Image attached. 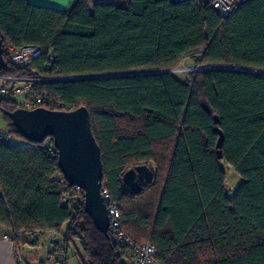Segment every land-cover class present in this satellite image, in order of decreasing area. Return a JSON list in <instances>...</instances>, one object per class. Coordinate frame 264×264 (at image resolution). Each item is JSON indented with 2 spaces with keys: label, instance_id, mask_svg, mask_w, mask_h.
<instances>
[{
  "label": "trees",
  "instance_id": "trees-1",
  "mask_svg": "<svg viewBox=\"0 0 264 264\" xmlns=\"http://www.w3.org/2000/svg\"><path fill=\"white\" fill-rule=\"evenodd\" d=\"M0 37L3 75L56 79L36 92L64 105L61 111L88 109L103 182L136 244L154 245L161 264H264V0L248 1L226 19L198 0L92 9L75 0L67 10L0 0ZM7 45L36 46L42 54L26 71L13 66ZM191 56L201 67L232 69L201 70L187 81L153 73ZM67 78L75 79L61 80ZM18 109L16 100H0L18 140L0 144V226L19 236L62 234L70 223L68 250L78 239L92 264H123L119 247L86 213L84 197L57 184L53 140L33 144L17 132L8 113ZM222 162L243 181L233 198ZM142 165L154 180L135 194L123 176ZM65 195L71 205H62Z\"/></svg>",
  "mask_w": 264,
  "mask_h": 264
},
{
  "label": "water",
  "instance_id": "water-1",
  "mask_svg": "<svg viewBox=\"0 0 264 264\" xmlns=\"http://www.w3.org/2000/svg\"><path fill=\"white\" fill-rule=\"evenodd\" d=\"M5 66L3 40L0 37V74ZM208 69L230 70L232 68H206L202 70ZM8 116L17 132L27 142L40 144L49 138L53 140L54 148L58 153V166L61 174L70 187L79 188L84 192L86 213L90 215L98 230L110 240L109 217L101 193L104 176L102 155L92 131L88 109L86 107H80L73 111H55L46 108L18 109L13 113H8ZM214 119L217 126L216 133L219 136L216 146L217 156L219 160H222L224 134L218 127L219 118L215 116ZM153 180L154 173L146 165L131 169L123 176L124 184L135 194L141 193L144 183L151 184Z\"/></svg>",
  "mask_w": 264,
  "mask_h": 264
},
{
  "label": "built area",
  "instance_id": "built-area-1",
  "mask_svg": "<svg viewBox=\"0 0 264 264\" xmlns=\"http://www.w3.org/2000/svg\"><path fill=\"white\" fill-rule=\"evenodd\" d=\"M188 1V0H177ZM202 4L210 5L211 8L222 18H228L238 7L250 0H198ZM6 52L11 57L13 66L23 70H30L34 60L39 58L42 51L36 46H27L20 50H14L10 45L6 46ZM171 74L177 70H169ZM75 78L61 79L72 80ZM77 79V78H76ZM56 79H42L31 76H8L0 74V100H16L20 109L34 110L37 108H46L49 110L61 111L64 105L54 103L47 93H37L36 86L41 83L55 81ZM60 80V79H59ZM18 140L10 133L0 114V144L15 145ZM50 156L55 155L54 150L49 151ZM57 184H67L63 175L57 177ZM68 185V184H67ZM69 186V185H68ZM102 196L104 198L107 214L109 217V236L110 239L119 247V255L122 257L123 264H161L158 261V252L151 243L136 244L126 233L122 213L117 202L111 194L105 182L102 183ZM76 196L84 197V192L76 188ZM62 205H71L69 198L65 195L62 199ZM14 256L17 264H66L68 247L66 237L62 234H49L44 246L47 251V260L41 263L30 262L26 258V252L23 245L15 244ZM82 264H92L87 258H83Z\"/></svg>",
  "mask_w": 264,
  "mask_h": 264
},
{
  "label": "crops",
  "instance_id": "crops-1",
  "mask_svg": "<svg viewBox=\"0 0 264 264\" xmlns=\"http://www.w3.org/2000/svg\"><path fill=\"white\" fill-rule=\"evenodd\" d=\"M33 5L49 7L58 10H67L75 0H28ZM128 0H87L92 9L97 4H126ZM49 234L52 233H35L20 234L14 236L9 230L0 226V264H17L14 256L15 244L23 245L26 252V258L33 263H41L47 260V252L41 251ZM14 236V237H13ZM69 251V250H68ZM42 254V256H41Z\"/></svg>",
  "mask_w": 264,
  "mask_h": 264
},
{
  "label": "rangeland",
  "instance_id": "rangeland-1",
  "mask_svg": "<svg viewBox=\"0 0 264 264\" xmlns=\"http://www.w3.org/2000/svg\"><path fill=\"white\" fill-rule=\"evenodd\" d=\"M206 68L208 67H201L198 64L197 57L191 56L189 58L183 59L180 62V64L175 68L177 72H175L174 74L177 75L182 80L187 81L190 79L192 75ZM221 165L227 175L226 186H227V190L229 191L228 195L230 198H233L235 196V190L243 183V181L231 166L227 165L224 162H222ZM144 201L145 199H139V200H135L134 203L136 204L137 207H140V205L143 204ZM69 226L70 223H66L63 225L61 230L62 235L64 236L67 235ZM41 248L42 249L40 250L42 252L43 251H45V253L47 252L45 246L44 247L42 246ZM67 258L68 259L66 264H82L83 262L82 260L83 258H85V253L78 239L71 240Z\"/></svg>",
  "mask_w": 264,
  "mask_h": 264
}]
</instances>
